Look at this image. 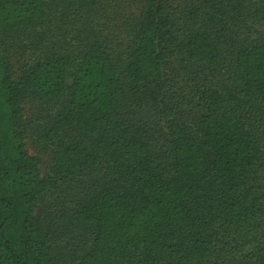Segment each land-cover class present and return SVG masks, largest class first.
<instances>
[{"label": "trees", "instance_id": "16d2710c", "mask_svg": "<svg viewBox=\"0 0 264 264\" xmlns=\"http://www.w3.org/2000/svg\"><path fill=\"white\" fill-rule=\"evenodd\" d=\"M0 35V264H264V0H0ZM65 98L43 176L24 104Z\"/></svg>", "mask_w": 264, "mask_h": 264}, {"label": "rangeland", "instance_id": "374dc122", "mask_svg": "<svg viewBox=\"0 0 264 264\" xmlns=\"http://www.w3.org/2000/svg\"><path fill=\"white\" fill-rule=\"evenodd\" d=\"M126 11L129 13L133 12L132 9H127ZM119 22H121V20H119ZM108 32L111 33L112 40H114L118 45H122V48L119 46L121 49H125V45L127 46L129 43V38L127 34L118 27L117 22L111 23L108 27ZM4 36L5 35H2L0 37V45L5 48L8 46L2 43L5 39ZM8 50H12L13 53L15 51L14 45H11ZM18 52L19 51H17L15 53L16 55L13 57V66L16 73H19V67L21 65V58ZM180 66L183 68L182 64H175V67ZM183 84H185V82ZM66 100L67 98H65V100L62 99L57 102L48 103L38 99H30L24 104V125L27 132V138L25 140L26 148L30 153L41 159L43 176H48L50 174L52 152L58 139L63 135L77 137V133L73 132L71 129L65 130L63 128L53 134L52 138L49 140L44 137V135L47 134V131L56 127L59 113L65 105ZM94 175L95 173L93 171H87L74 178L75 180L71 179L61 181L55 188L51 189L39 202L38 211L43 215L45 222L47 224L50 221L54 222L52 225L55 229L57 227V222L63 219L62 216L65 208H69L71 205L78 202L84 194H88L92 190L91 180ZM48 219H50V221ZM62 223H65L64 219ZM63 233L72 236L74 239L75 245L73 248H75L76 253L83 250V242L87 240V235L83 228H73L72 226H69L63 230ZM55 245L57 253L66 256L71 254L69 249L64 247L66 244H63L60 240L55 242ZM112 264L119 263L113 262Z\"/></svg>", "mask_w": 264, "mask_h": 264}]
</instances>
